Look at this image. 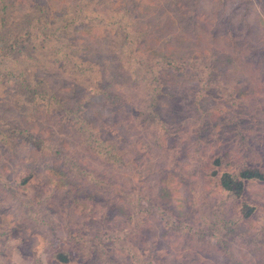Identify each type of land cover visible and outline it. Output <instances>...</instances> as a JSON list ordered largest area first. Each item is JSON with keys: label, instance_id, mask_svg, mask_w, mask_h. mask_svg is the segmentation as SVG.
<instances>
[{"label": "rangeland", "instance_id": "rangeland-1", "mask_svg": "<svg viewBox=\"0 0 264 264\" xmlns=\"http://www.w3.org/2000/svg\"><path fill=\"white\" fill-rule=\"evenodd\" d=\"M71 1L0 0V264H264V0Z\"/></svg>", "mask_w": 264, "mask_h": 264}, {"label": "trees", "instance_id": "trees-1", "mask_svg": "<svg viewBox=\"0 0 264 264\" xmlns=\"http://www.w3.org/2000/svg\"><path fill=\"white\" fill-rule=\"evenodd\" d=\"M41 1L43 0H36V3L39 4ZM92 2V0H72L71 3H75L76 5L85 8V7H89L90 3ZM66 6V5H65ZM64 8L66 9L63 12H67L69 10H71V8L69 6H66ZM37 9L39 11H41L42 15L48 19L50 16L52 17H56L58 15H61V13L57 14L56 12V8L53 7L52 5H50L47 1L45 2V4H41L40 8ZM55 11V13H54ZM41 13H35V19H37L39 16H41ZM54 13V14H53ZM66 15V14H65ZM26 15H23L22 17L25 18ZM27 18L30 19L29 16H27ZM9 49L12 50V46L9 47ZM264 178V173L259 169V168H252V167H247L245 169H243L242 171H240L237 174H233L230 172H224L221 176V185L224 189L228 190V191H233L236 193L241 192L244 189V182L246 180L249 179H263ZM246 214H249V212H247ZM63 260H67V257L63 256Z\"/></svg>", "mask_w": 264, "mask_h": 264}]
</instances>
